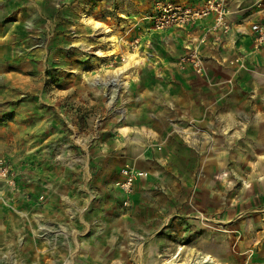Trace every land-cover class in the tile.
<instances>
[{"label":"rangeland","instance_id":"1","mask_svg":"<svg viewBox=\"0 0 264 264\" xmlns=\"http://www.w3.org/2000/svg\"><path fill=\"white\" fill-rule=\"evenodd\" d=\"M35 2L0 0V159L29 150L44 167L40 199H0V264L264 262V241L247 242L245 213L230 219L201 205V155L188 146L202 142L196 122L179 116L159 124L162 136L136 134L157 123L133 88L126 43L161 1L60 0L42 17ZM124 167L145 174L127 192ZM222 175L214 179L235 177ZM236 181V196L251 189ZM203 238L213 263L196 249Z\"/></svg>","mask_w":264,"mask_h":264},{"label":"crops","instance_id":"2","mask_svg":"<svg viewBox=\"0 0 264 264\" xmlns=\"http://www.w3.org/2000/svg\"><path fill=\"white\" fill-rule=\"evenodd\" d=\"M157 1L180 5L199 2ZM256 1L228 0L230 31L218 37L211 30V17L194 26L155 31L151 27L154 13L151 11L142 16L140 32L126 43L125 50L133 57L129 62L135 72V93L155 113L146 116H153V122L157 123L146 129L139 127L136 134L143 140L162 136L164 131L159 124L169 123L179 116L185 122H196L197 137L203 139L188 146L201 155L200 161L196 160L198 172L202 173L201 205L204 207L205 200L216 203L212 207L218 205L230 219L245 213L247 220L243 225L252 227L247 239L252 245L264 241V46L259 50L252 48L250 31L253 23L264 20V8L255 9ZM59 3L60 0H36L34 6L37 15L42 17L44 8L57 12ZM149 7L154 10V3ZM136 39L139 45L131 48L130 44ZM187 48L198 49L206 67L204 76L195 75L189 67H180L178 60ZM146 53L151 55L148 62V58L143 57ZM170 106L175 110H168ZM206 138L208 140H204ZM146 147L140 141L133 148L137 155H143ZM171 147L178 146L172 143ZM40 158L41 155L29 150L17 158H9L7 162L15 173L16 187L0 184V199L26 203L43 196V182L39 181L37 172L44 168ZM239 170L243 174L238 175ZM225 173H234L235 177L222 182L214 179L215 175L221 177ZM238 176L251 187L243 189L241 197L236 196L234 190ZM238 198L242 199L237 203ZM201 240L202 243L196 244L198 253L213 257L207 240Z\"/></svg>","mask_w":264,"mask_h":264},{"label":"built area","instance_id":"3","mask_svg":"<svg viewBox=\"0 0 264 264\" xmlns=\"http://www.w3.org/2000/svg\"><path fill=\"white\" fill-rule=\"evenodd\" d=\"M153 11L151 27L158 32L173 27L194 26L209 17L213 19L211 30L217 37L230 31L228 0H199L194 5H180L170 1L157 2ZM250 31L253 35L252 48L259 50L264 46V20L253 23ZM138 45L139 40L136 39L132 41L130 47L136 48ZM178 61L182 69L189 67L197 76L206 74L202 56L196 48H187ZM121 174L123 176L122 188L125 192L129 191L136 180L145 176L144 172L128 167H124ZM0 184L9 188L16 187L15 173L4 159H0Z\"/></svg>","mask_w":264,"mask_h":264},{"label":"bare ground","instance_id":"4","mask_svg":"<svg viewBox=\"0 0 264 264\" xmlns=\"http://www.w3.org/2000/svg\"><path fill=\"white\" fill-rule=\"evenodd\" d=\"M204 260L207 261V262H208V261L213 262L211 256H209V255H205V256H204Z\"/></svg>","mask_w":264,"mask_h":264}]
</instances>
